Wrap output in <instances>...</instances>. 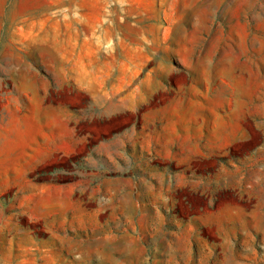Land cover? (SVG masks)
<instances>
[{
    "label": "crops",
    "instance_id": "1",
    "mask_svg": "<svg viewBox=\"0 0 264 264\" xmlns=\"http://www.w3.org/2000/svg\"><path fill=\"white\" fill-rule=\"evenodd\" d=\"M149 1L64 0L63 16L48 13L43 22L30 0L17 17L23 54L15 76L19 91L30 84L34 100L21 106L15 137L0 148V169L33 172L56 154L89 148L82 167L99 188L110 185L114 219L132 222L134 236H166L170 248L201 228L257 236L251 230L264 222V128L247 122L263 119L264 102L213 100L193 82L167 99V27L159 21L157 33L147 30L142 15L160 9ZM44 31L47 90H76L87 99L83 108L38 100L36 47ZM199 200L204 205L184 224L178 206ZM124 204L140 212L125 215Z\"/></svg>",
    "mask_w": 264,
    "mask_h": 264
},
{
    "label": "rangeland",
    "instance_id": "2",
    "mask_svg": "<svg viewBox=\"0 0 264 264\" xmlns=\"http://www.w3.org/2000/svg\"><path fill=\"white\" fill-rule=\"evenodd\" d=\"M113 2L104 0V5ZM63 3L37 0L34 7L42 18L48 13L57 18L63 16ZM28 4L30 0H0V148L6 138L15 137L21 106L25 111L34 100L30 84L27 91H19L15 76L22 53L17 17ZM157 4L160 9L150 8L142 18L151 25L147 30L156 33L154 22H166L167 66L173 71L167 99L174 97L178 85L193 82L202 90L209 88L213 100L264 102V0H157ZM45 34L36 47L38 100L83 108L87 99L76 90H47L52 76L47 71L50 50L43 42ZM25 61L31 63L24 56ZM247 124L264 128V116ZM89 150L70 157L56 154L49 165L33 172L0 169V264H264V222L251 230L254 237L231 238L230 228H201L192 238L175 239L171 248L166 236L144 237L138 234L141 230L134 236L132 222L114 219L117 206L111 204L110 185L99 188V179L82 167ZM202 205L201 200L193 208L181 204L177 213L185 224L192 210ZM119 208L125 215L140 212L132 205Z\"/></svg>",
    "mask_w": 264,
    "mask_h": 264
}]
</instances>
